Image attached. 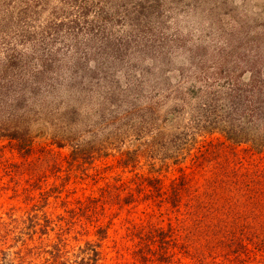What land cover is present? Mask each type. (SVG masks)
Masks as SVG:
<instances>
[{
    "label": "rangeland",
    "instance_id": "374dc122",
    "mask_svg": "<svg viewBox=\"0 0 264 264\" xmlns=\"http://www.w3.org/2000/svg\"><path fill=\"white\" fill-rule=\"evenodd\" d=\"M65 204L89 231L61 264L98 223L96 264H145L155 227L147 264H264V0H0V250Z\"/></svg>",
    "mask_w": 264,
    "mask_h": 264
},
{
    "label": "trees",
    "instance_id": "16d2710c",
    "mask_svg": "<svg viewBox=\"0 0 264 264\" xmlns=\"http://www.w3.org/2000/svg\"><path fill=\"white\" fill-rule=\"evenodd\" d=\"M108 191L107 193H109ZM110 195V194H109ZM42 196L48 197L47 192L42 193ZM123 202L125 204L135 201L136 195L133 191L129 192V196H123ZM174 202L180 198L179 195H171ZM92 202L95 201L94 198H91ZM121 203V200L117 199H107L104 203L107 202ZM65 214H59L56 218H53L50 213L47 211L43 212L42 215L32 214L30 212L28 217L25 220L29 221V224L26 225V228L29 230V240H32V237L38 234L41 238V245L30 247L27 245L24 240L25 251L20 249L19 251L8 253L6 251L0 250V253H5L6 261L1 264H31L27 259L30 255L34 254H42L44 259V264H61V260L64 259L65 254L67 253L66 248L69 246V242L72 237L77 238L78 234H84L85 231H89L83 224L80 223L81 218L78 219L77 215L80 213V210H85L87 206L83 207H71L68 208L66 204L64 205ZM93 210L94 207H88L87 210ZM84 215V213H83ZM79 214L80 216H83ZM87 216V215H85ZM79 220V221H77ZM26 222V221H25ZM13 223H0V244L3 242V245L7 242L9 237V233L13 230L10 229ZM96 227V235H98L97 241L88 240L85 243V246L82 248L81 253H85L80 264H96L98 260L101 258V255L104 253L103 243L109 234V227L104 226L100 223L95 225ZM54 231L56 236L52 241V245H48V243L44 244V236H47L45 240L49 239L50 233ZM140 240L143 241V245L139 250V255L145 259V264L152 261L154 262L153 254L159 253L158 259H170L173 258L175 252L173 251L174 246L172 245V241L168 236V231L160 229V228H150L149 230H144L141 232ZM158 243L159 250L153 248V244ZM224 243V241H221ZM28 246V247H27ZM221 247H224L220 244ZM38 249V251H35ZM14 254L13 258H10V255ZM151 254V256L149 255ZM239 255V254H238ZM239 258V256H238ZM2 259V256H1ZM197 260L200 264H206L205 261L202 260L200 256L197 257Z\"/></svg>",
    "mask_w": 264,
    "mask_h": 264
}]
</instances>
